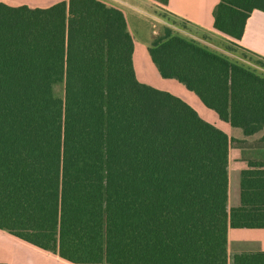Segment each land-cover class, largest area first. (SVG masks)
<instances>
[{"label": "trees", "instance_id": "16d2710c", "mask_svg": "<svg viewBox=\"0 0 264 264\" xmlns=\"http://www.w3.org/2000/svg\"><path fill=\"white\" fill-rule=\"evenodd\" d=\"M254 10L264 0H220L214 27L240 40ZM149 52L220 119L246 136L264 128V58L238 50L242 63L171 29ZM133 53L124 13L101 1L0 3V227L53 229L19 222L46 219L62 184L102 196L106 264H227L229 151L246 142L140 83ZM241 198L264 228V171L243 176Z\"/></svg>", "mask_w": 264, "mask_h": 264}, {"label": "crops", "instance_id": "0c3cea01", "mask_svg": "<svg viewBox=\"0 0 264 264\" xmlns=\"http://www.w3.org/2000/svg\"><path fill=\"white\" fill-rule=\"evenodd\" d=\"M69 0H0L11 7L49 8ZM121 10L133 37V65L140 83L169 92L188 103L199 116L230 138L245 141L229 151L227 231L228 263L241 254H256L255 264H264V228L250 226V209L242 204L244 175L264 171V148L256 145L264 128L246 136L241 128L220 119L201 99L176 79L164 78L151 59L149 49L166 29L196 41L233 60L250 64L237 51L264 58V12L254 10L244 34L235 40L214 27V10L220 0H98ZM63 164L61 168V174ZM52 212L19 223L54 225L48 230L11 231L0 227V264H106L105 219L102 196L98 194L54 195ZM76 226L78 229H69ZM102 226L101 229L81 227Z\"/></svg>", "mask_w": 264, "mask_h": 264}, {"label": "rangeland", "instance_id": "374dc122", "mask_svg": "<svg viewBox=\"0 0 264 264\" xmlns=\"http://www.w3.org/2000/svg\"><path fill=\"white\" fill-rule=\"evenodd\" d=\"M61 89H62V87H58L57 91L61 93V91H62Z\"/></svg>", "mask_w": 264, "mask_h": 264}]
</instances>
